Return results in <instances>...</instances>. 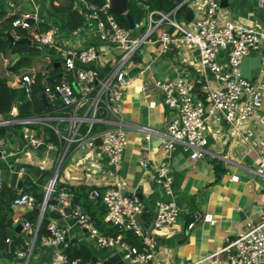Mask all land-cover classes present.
Listing matches in <instances>:
<instances>
[{
	"label": "built area",
	"instance_id": "built-area-1",
	"mask_svg": "<svg viewBox=\"0 0 264 264\" xmlns=\"http://www.w3.org/2000/svg\"><path fill=\"white\" fill-rule=\"evenodd\" d=\"M203 1L204 6L188 22L176 18L177 8L168 13L152 10L146 13L143 22H135L134 28H126L112 13L111 0H106L102 6L87 0H74V7L84 13L86 20L96 25L99 43L87 46H67L63 32L57 27L40 31L35 24L39 20L37 10L25 13L14 21V26L27 31L26 37L41 48L47 47L50 52L19 73H12L9 70L10 62L6 60L7 68L3 76L9 78L10 86L22 89L27 99H32L35 86L40 85L42 97L45 96L51 108L29 117H19L18 109L14 106L12 117L1 119L0 126L21 124L28 146L34 149L43 146L47 153H56L53 177L46 187L43 203L37 206L32 195L21 192L14 200L15 206L38 207L42 220L48 206L46 199L55 190L59 171L72 146L91 150L101 139L100 146L109 163L116 168L120 166L127 144L122 102L127 87L133 81L138 60L151 43H159L165 53L177 46L196 48L202 71L209 70L215 82L204 85L207 97L200 99L184 76L156 81V86L163 93V104L174 111L176 117L169 121L166 131L142 126L146 138L150 139L152 134L157 133L167 157L177 145H181L192 159H197L209 153L211 121L226 122L238 135L243 136L245 127L263 105L261 92L254 81L243 76L241 63L253 52H264V0H257L263 12L259 26L244 25L224 17L221 0ZM77 32L73 31V35ZM134 32L139 34L134 35ZM13 36L16 40L24 37ZM222 51L226 52L227 63L219 59ZM6 55L0 53V58L4 60ZM57 63L59 66L55 67ZM155 104L154 101L150 103L152 106ZM49 131L56 139L50 138ZM7 142L0 138L2 157L7 151ZM82 163L80 160L76 166H82ZM141 164L150 173L153 166L149 161L143 159ZM254 172L264 178V153ZM152 176L164 187L166 194H172L173 178L166 161L160 163ZM232 179L238 180L239 177L233 176ZM58 198L65 204L71 202L68 193L61 192ZM89 198L103 201L106 207L105 222L117 228L114 234L101 233L91 215L80 205L75 206L74 215L78 224L94 237L98 247L119 249L126 264H169L158 257V246L161 231L174 225L180 215V208L174 201L157 203V213L149 228L141 219L146 206L139 197L124 195L119 187H109L104 192L92 189ZM203 222L214 223L213 214L197 212L188 228L192 229ZM24 226L34 234L35 242L39 225L34 226L26 221ZM47 230L48 234L41 237V244L55 248L53 264L68 263L65 252L68 246L67 231L55 222H50ZM126 231L137 235L141 245L126 240ZM7 242L11 243V239L8 238ZM223 250L232 252L228 264H264V217L259 221L249 220L246 230L228 241ZM222 251L181 264H207L209 258L218 257ZM79 263L77 260L72 262Z\"/></svg>",
	"mask_w": 264,
	"mask_h": 264
},
{
	"label": "crops",
	"instance_id": "crops-1",
	"mask_svg": "<svg viewBox=\"0 0 264 264\" xmlns=\"http://www.w3.org/2000/svg\"><path fill=\"white\" fill-rule=\"evenodd\" d=\"M52 2L58 5L70 0H0V10L6 11L8 17L19 15L18 18L37 10L38 22L41 20L57 27L49 16ZM182 4L187 5V13L192 11L193 18L204 6V1L183 0ZM222 8L224 17L248 26H259L263 17L257 0H226V6ZM178 20L190 21L187 14ZM38 22L35 24L39 29ZM95 26L94 22L86 20L76 35H73V32L62 33L65 44H98ZM144 51L133 71V81L127 87L122 102L121 113L127 125V144L120 166L116 168L109 163L100 144L91 150L72 146L59 171L57 181L73 186H88L90 191L99 189L104 192L109 187H119L124 195L139 197L146 206L141 219L149 228L157 213V203L174 201L180 208V215L174 225L161 231L158 257L169 264L198 261L222 251L228 241L246 230L249 220L259 221L264 217V178L254 172L264 153V52H253L241 63L243 76L256 83L263 98L262 107L245 127L243 136L238 135L226 122L211 121L209 153L192 159L181 145H177L170 157H167L160 136L154 133L147 139V134L141 127L148 125L158 131H166L169 121L176 117V113L163 104V93L156 86V81H169L184 76L195 95L205 99L207 92L203 87L207 82H215L214 75L209 70L202 71L199 53L194 47L177 46L173 51L165 53L159 43H151ZM185 58L188 60L184 61ZM219 59L227 63L225 51H222ZM6 60L10 62L11 53H8L4 60L0 58V76L4 75L7 68ZM152 101L156 103L154 106L150 105ZM19 140L15 143L7 142L5 155L0 156V163L6 165V169H0V185H9L12 172L8 170L14 171L17 165L24 169L35 166L43 171L54 172L55 152L47 153L43 146L34 149L21 138ZM143 159H147L153 166L150 173L141 164ZM80 160L83 165L77 167L76 163ZM163 161L169 164V173L173 178L171 195L166 194L164 187L152 176ZM33 175L30 171L28 176ZM233 176H238L239 179L233 180ZM22 189L16 190L20 194ZM62 192L67 193L65 190ZM58 197L51 194L50 198ZM65 205L70 208V215L55 205L49 204L47 209L55 214V217H50V222H55L67 231L68 243L87 247L96 257V261L92 260L96 264H103L111 255L121 254L117 248L98 247L94 237L78 224L74 215L75 207L72 208L70 203ZM33 208L13 205L9 218L24 225L25 215ZM197 212L212 213L215 222L199 223L189 229L188 225L195 219ZM37 213L38 221L34 226L38 224L40 227L42 220L40 212ZM10 226L11 241L21 235L27 248L23 250L21 246H17L13 256H7L0 250V264H53L54 247L43 246L41 238L39 242H34V234L25 226L21 232H17L13 225ZM7 244L10 245L9 242ZM231 253L223 250L218 257L209 258L207 264H228Z\"/></svg>",
	"mask_w": 264,
	"mask_h": 264
},
{
	"label": "trees",
	"instance_id": "trees-1",
	"mask_svg": "<svg viewBox=\"0 0 264 264\" xmlns=\"http://www.w3.org/2000/svg\"><path fill=\"white\" fill-rule=\"evenodd\" d=\"M97 6H102L106 0H87ZM183 0H129V13L133 16L135 22L142 21L146 18V13L152 10H161L163 12H170L177 8L176 18L181 19L187 14L188 7L182 4ZM116 20L123 27L129 28L128 20L124 14L112 12ZM19 15L7 16V12L0 10V53H11V60L9 70L12 73H19L22 69L32 66L34 61L44 55L50 50L47 47H39L35 41L28 42H13L9 38L11 35L27 36V31L20 27L14 26V21ZM49 16L55 21L58 29L63 33H71L82 28L86 23L84 13L74 7V0L70 2L56 5L51 3L49 9ZM40 31H47L52 27V24L41 21L38 22ZM56 73L57 70H54ZM9 78L0 76V120L9 119L12 117L13 107L18 109L19 117H29L34 114L42 113L51 108L50 104H45L42 99L41 87L36 85L32 99H27L22 89H17L9 85ZM21 124H10L0 126V138L6 141L15 143L20 141V133L23 129ZM51 139H56L53 133H50ZM0 169H6V165L0 163ZM29 169L34 175L28 176L23 185V192L29 193L36 200V205H41L45 197V186L53 176L52 171H43L35 166H29ZM65 190L71 197L70 206L74 208L80 205L86 212L91 214L96 226L105 234H114L117 228L105 222L104 216L106 214V207L101 199L92 201L89 198L90 188L88 186H73L56 182L53 196L58 197L60 193ZM19 192L13 187L3 183L0 185V250L4 251L7 256L15 254L17 246H21L23 250L27 248L21 235H17L7 244V239L10 237L11 226L8 224V219L12 214L13 203ZM35 208V207H34ZM29 211L25 215V221L31 222L35 225L38 221V213L35 209ZM100 211V213H98ZM54 216L48 209L46 210L39 227V234L36 243L40 238L47 234V227L50 223V217ZM125 239L132 244L141 245L140 238L132 231L124 232ZM10 249V252L8 250ZM65 252L68 256V263L73 261L84 262L86 264H96L92 262L93 253L85 246H73L68 243Z\"/></svg>",
	"mask_w": 264,
	"mask_h": 264
},
{
	"label": "water",
	"instance_id": "water-1",
	"mask_svg": "<svg viewBox=\"0 0 264 264\" xmlns=\"http://www.w3.org/2000/svg\"><path fill=\"white\" fill-rule=\"evenodd\" d=\"M111 2H112L111 11L124 14L126 16L127 20H128L129 28H134L135 20H134L133 16L129 13V8H128L129 0H111ZM221 5H222V7L226 6V0H221ZM192 16H193L192 11H189L187 13V19L191 20ZM9 38H10L11 41L16 42V43H18V42L31 43L32 42V40L29 37H26V36H24L21 39L16 40L13 35L9 34ZM58 66H59L58 63L55 64V67H58ZM9 85H11L10 82H9ZM42 99L45 102V104H48L45 96H43ZM20 138L23 141L27 142L25 140V138H24V131L23 130L20 133ZM97 142H98V144L102 143L101 139H98ZM8 171L12 172L11 173L12 174V178L10 180L9 185L11 187H13V188H16V189H22L23 188V182H24V180L27 179V177H28V175L30 173V169L27 168V169H25L24 172H22V166L21 165H17L15 167L14 171H10V170H8ZM20 173H21V177H19ZM45 204L46 205L50 204V205L58 206L67 215H70V213H71L70 208L68 206H66L59 198H49L48 197L46 199ZM35 211L36 212H40V209L37 207V208H35ZM8 223L10 225H13L17 232H21L24 229V225L22 223H15L13 218H9ZM67 242H69V238H67ZM92 260H93V262L96 261V257L93 256ZM79 264H86V263L80 262ZM103 264H126V262L123 260L122 255L120 253H116V254L111 255L110 257H108V259H106L105 261H103Z\"/></svg>",
	"mask_w": 264,
	"mask_h": 264
}]
</instances>
